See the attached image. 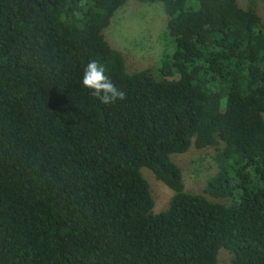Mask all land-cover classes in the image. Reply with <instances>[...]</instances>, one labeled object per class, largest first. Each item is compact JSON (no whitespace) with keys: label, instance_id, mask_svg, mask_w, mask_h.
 <instances>
[{"label":"trees","instance_id":"16d2710c","mask_svg":"<svg viewBox=\"0 0 264 264\" xmlns=\"http://www.w3.org/2000/svg\"><path fill=\"white\" fill-rule=\"evenodd\" d=\"M136 1L166 20L127 72L103 35L127 0H0V264H264V0ZM90 60L125 99L81 85ZM189 148L212 149L200 191Z\"/></svg>","mask_w":264,"mask_h":264},{"label":"rangeland","instance_id":"374dc122","mask_svg":"<svg viewBox=\"0 0 264 264\" xmlns=\"http://www.w3.org/2000/svg\"><path fill=\"white\" fill-rule=\"evenodd\" d=\"M239 1L241 4L244 2ZM263 4L259 1L258 9L259 15L264 19ZM165 20L166 14L159 2L140 3L136 0H127L125 5L115 10L108 25L103 29V35L111 47L121 52L127 72L151 67L157 61L158 34L162 28L164 29ZM211 154V148L203 150L189 148L184 153L172 155L171 158L180 168L188 190L200 191L206 177L213 172ZM140 170L148 183L156 207L162 208L170 192L149 169L142 167ZM218 261L219 264H227L228 255L225 251L218 253Z\"/></svg>","mask_w":264,"mask_h":264},{"label":"clouds","instance_id":"9594fccd","mask_svg":"<svg viewBox=\"0 0 264 264\" xmlns=\"http://www.w3.org/2000/svg\"><path fill=\"white\" fill-rule=\"evenodd\" d=\"M80 82L102 104L107 105L125 99V93L115 86L106 75L105 66L97 60H90L87 63Z\"/></svg>","mask_w":264,"mask_h":264}]
</instances>
